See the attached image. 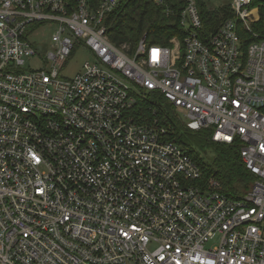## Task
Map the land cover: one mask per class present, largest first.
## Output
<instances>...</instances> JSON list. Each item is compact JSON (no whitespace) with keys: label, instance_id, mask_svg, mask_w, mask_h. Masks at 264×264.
Returning a JSON list of instances; mask_svg holds the SVG:
<instances>
[{"label":"built area","instance_id":"built-area-1","mask_svg":"<svg viewBox=\"0 0 264 264\" xmlns=\"http://www.w3.org/2000/svg\"><path fill=\"white\" fill-rule=\"evenodd\" d=\"M184 1L182 38L131 50L108 36L119 0H0V264H264V39L240 34L253 0L210 32ZM146 93L187 130L239 143L249 189L203 182L155 114L137 121Z\"/></svg>","mask_w":264,"mask_h":264},{"label":"trees","instance_id":"trees-1","mask_svg":"<svg viewBox=\"0 0 264 264\" xmlns=\"http://www.w3.org/2000/svg\"><path fill=\"white\" fill-rule=\"evenodd\" d=\"M196 4L205 32L212 31L223 20L233 15L230 6L208 10L200 0H196ZM184 7V0H164L161 5L155 4L154 0H119L117 8L106 18L109 39L114 45L126 44L131 50L136 48L144 35L149 43L168 45L172 37L182 38L183 30L179 24V16ZM249 8L250 32L244 26L240 29V34L248 43L255 39H264V0H253ZM131 113L137 121H150L155 114L159 126L167 129L169 140L184 145L178 132L189 130L160 94L146 93L145 97L138 100ZM211 143L217 147L218 156L210 166L200 165L191 156L190 151H187V154L199 165L203 182L214 178L220 183L222 193L237 198L253 181L240 159V144Z\"/></svg>","mask_w":264,"mask_h":264},{"label":"rangeland","instance_id":"rangeland-1","mask_svg":"<svg viewBox=\"0 0 264 264\" xmlns=\"http://www.w3.org/2000/svg\"><path fill=\"white\" fill-rule=\"evenodd\" d=\"M204 3L208 10H215L223 6L230 5L232 0H200ZM54 31L53 26L43 25L40 30L35 35V44H42L45 51L50 43L51 35ZM90 60L87 52L80 51L79 54L70 57L65 63L60 78L61 79H71L78 73L82 71L83 64ZM173 112L180 118V111L178 109H173ZM183 144H179L184 150L190 151L191 156L202 166H210L214 163L215 158L218 156L217 147L211 143V130H202L200 132H191L181 130L178 132ZM186 144V145H185ZM250 185L248 186L249 189ZM247 189V190H248ZM246 190V191H247ZM244 191L243 194L246 192ZM242 194V195H243ZM239 195L238 197L242 196ZM216 243H211L206 246V249L211 248Z\"/></svg>","mask_w":264,"mask_h":264},{"label":"crops","instance_id":"crops-1","mask_svg":"<svg viewBox=\"0 0 264 264\" xmlns=\"http://www.w3.org/2000/svg\"><path fill=\"white\" fill-rule=\"evenodd\" d=\"M227 6H230L229 4Z\"/></svg>","mask_w":264,"mask_h":264}]
</instances>
